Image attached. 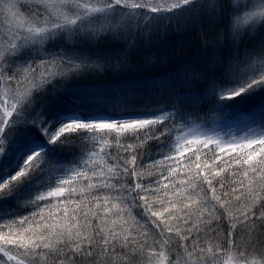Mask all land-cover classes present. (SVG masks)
I'll return each mask as SVG.
<instances>
[{
  "label": "snow or ice",
  "instance_id": "obj_1",
  "mask_svg": "<svg viewBox=\"0 0 264 264\" xmlns=\"http://www.w3.org/2000/svg\"><path fill=\"white\" fill-rule=\"evenodd\" d=\"M198 7L200 5L197 0H0V264H30L29 258L40 248L48 249L56 256L62 252L69 253L67 257L69 259L81 252L89 256L96 253L97 256L108 257L105 264H113L112 257L108 254L115 253L117 247L121 250L128 248L129 250L124 252L125 255H130L132 251L144 253L149 264H152L153 260L157 264H169L163 251L157 250L158 241L148 245L146 249L138 247L140 244L146 245V239L143 242L135 241V237L129 239L130 233L120 235L115 228L106 230L103 226L88 224V214L79 209V203L74 196L78 192L83 194L85 188L96 187L82 169L97 151L103 153L105 145L110 143L119 145L122 139L126 142L164 137L166 132L171 131L170 125L173 122L187 121V113L181 110L183 100L176 97L180 101V107L175 104L170 107H159L150 115L96 118L94 114L77 116L60 111L48 120L44 119L42 113L29 120L28 115L35 99L34 90L39 91L45 83H51V79L42 78L38 84L23 89H20L19 85L22 80L28 78L29 72L34 70L38 60H59L62 65H67L66 70L51 74L65 78L78 77L88 67H101L99 57L85 56L75 47L65 46V43L72 45L83 40H96L105 33L116 38L136 27L138 20L165 21L172 18L166 13H171L174 9L195 11ZM254 15L264 16V12ZM50 41L59 45L54 51L45 48ZM45 52L48 53L47 56L42 55ZM223 76L225 77L223 82L211 80L207 89L208 95L214 101L211 109L213 112L230 111L237 102L242 103L247 97L264 92V71L241 72L229 65L225 68ZM200 78H206V73L193 71L187 77L189 81ZM237 97L240 99L237 100ZM259 107L264 110V104H260ZM165 120L169 123L164 124L162 128L156 127ZM22 123L33 124L38 132L26 130L18 135ZM66 133L68 135H65ZM62 135L64 139L60 140ZM161 143L164 148L169 149L168 159H173L190 148L202 150L209 148V145H214L210 149L213 161L218 159L216 153L225 152L226 149L237 153L233 157L235 165L238 166L237 170L230 173L237 179L230 190L225 188L222 179L216 180L214 184V180L226 170V166H222L219 171L211 169V175L203 170L188 174L186 170L184 179L179 180L184 186L183 195L181 189H174L172 195L176 199L169 197L167 203L160 201L159 209L146 203L148 200L146 195L138 194L139 200L144 202L141 219L149 218L147 222L153 226L155 237L163 238L175 228L176 235L189 258L193 254H198L206 258L207 264H213L207 257L209 254L215 256L218 246L212 241L202 242L207 237L209 225L206 222L201 223L195 228L196 234L193 235L195 226L189 222V217L195 215L199 219L202 209L208 204H213L218 220L224 219L227 213L231 228L224 241L225 247L229 242L239 247V240L231 236V231L238 220L251 221L257 215L264 220V125H249L239 140L209 136L193 127L182 137L178 136L171 148L167 142ZM75 145L81 147L72 157L70 168L68 170L59 168V171L66 172V175L57 180L55 187H49L41 192L35 185L34 178L35 174L42 171L40 165L69 163L56 160V152ZM200 158V151H196L189 160L199 161ZM134 160L135 157L133 162ZM195 167L200 168V164L197 163ZM209 167L205 162V168ZM125 171H129L127 167ZM176 171L178 168H170L168 175ZM97 175L103 177V169L99 173L93 171V176ZM77 177H83L88 183L84 187L73 183ZM166 179L167 176H163L157 183ZM197 185H200L199 191L196 190ZM101 187L116 188L117 185L102 182ZM163 187L167 189L169 185L163 184ZM135 188L139 189L141 185L136 184ZM238 189L241 191L236 194ZM245 193L246 203L243 209L239 210L240 216L237 217L226 205L234 194L235 199L240 200ZM62 196L66 199L56 201L66 205L63 209L64 221L60 223H45L36 228L34 222L26 223L29 221L28 216L18 212L22 201H39ZM116 196L117 198L120 196L118 191ZM99 198L97 193L96 199ZM108 198L106 194L105 203L108 202ZM257 203H260L258 208ZM73 204L79 211L73 209V215L69 216L67 206ZM254 208L256 211H253ZM81 213L82 219L85 220L83 225L75 219ZM152 217L156 219H150ZM169 220H182L188 227L181 235L179 225L173 226ZM216 227L218 228L219 224ZM182 261L183 264H189L183 257L175 264H182ZM192 264H199V258Z\"/></svg>",
  "mask_w": 264,
  "mask_h": 264
},
{
  "label": "trees",
  "instance_id": "obj_2",
  "mask_svg": "<svg viewBox=\"0 0 264 264\" xmlns=\"http://www.w3.org/2000/svg\"><path fill=\"white\" fill-rule=\"evenodd\" d=\"M217 1L223 2V0ZM197 2L200 7L194 12L198 13L186 21L176 22L173 15H168L172 18L165 21L138 20L137 26L125 32L123 36L113 38L110 34L105 33L96 40H83L76 43L77 51L89 57H99L101 67H88L78 77L65 78L59 75L50 77L51 83H45L39 91L34 90L35 99L28 115L29 120L35 119L40 113L43 114L45 120H48L60 111L85 116L94 114L99 118L150 115L159 107H170L173 104L180 107V101L176 97L183 100L181 110L187 113V121L173 122L170 125L171 131L166 132L164 137L127 140L126 142L122 139L119 145L114 143L105 145L103 153L97 151L96 155L90 158L82 169L96 187L85 188L83 194L78 192L74 196V199L79 203V209L87 212L88 224L103 226L106 230L115 228L120 235L130 233L129 239L135 237V241L143 242L146 239V245H138V247L146 249L148 245H153L155 241H158L156 243L157 250H162L164 254L169 253L170 249L182 253L184 248L176 235L175 228L163 238L155 237L152 231L153 226L147 222L149 218L141 219L144 202L139 200L138 194L146 195L148 197L146 203L159 209L160 201L167 203L169 197L173 200L176 199L172 195L174 189H181L183 195L184 186L179 183V180L184 179L186 170L188 174L203 170L211 175V169L219 171L222 166H226V170L214 180V184L216 180L222 179L225 188L230 190L237 179L230 173L236 171L238 166L233 161V157L237 153L231 149L216 153L218 159L213 161L210 149L214 145H209V148L202 150L190 148L182 154L174 156L173 159H168L169 149L164 148L161 141L167 142L171 148L178 136L182 137L193 127L209 136L221 137L225 140L232 138L239 140L244 136L245 129L249 125H264V110L259 107L260 104H264V92L253 94L242 103L237 102L230 111L224 113L211 111L214 101L207 93L210 81L223 82L225 80L223 72L229 65L243 72V66H248L250 57H253L251 56L253 51L251 47H253L254 38L248 34H241V36H235L232 39V35L227 33L226 10L222 7L221 10L216 11L217 16L215 14L212 16L211 12H200L206 5L205 0H197ZM188 14L191 13H181V15ZM65 46H67L66 43ZM256 60L255 65L248 66V71H251V68H253L251 72L264 71L263 58ZM39 62L42 63V67L47 63L45 60H38L36 64ZM66 68L67 65L63 67V70ZM193 71L206 73V78L189 81L187 77ZM30 72L28 78L20 82L21 89L32 86L28 85L31 78ZM47 79L49 78L45 80ZM39 81L36 80V84ZM77 90H80L81 93ZM168 123L169 121L165 120L163 124L156 127L162 128L164 124ZM26 130L38 132L37 127L33 124L22 123L19 126L18 135ZM63 139L62 135L60 140ZM57 144H59V140ZM80 147V145L65 147L56 152V160L69 163L40 165L42 171L35 174L34 178L35 185L40 188L41 192L56 185L57 180L66 175V172L59 171V168L63 167L68 170L72 157L79 152ZM196 151L201 153L200 160H189ZM229 153L231 154L229 155ZM133 157H135L134 162ZM205 162L210 166L209 168H205ZM197 163L200 164V168L195 167ZM125 167L129 171H125ZM170 168H178V171L168 175ZM101 169L104 172L103 177L93 176V171L99 173ZM163 176H167V179L157 183ZM102 182L116 184L117 187H101ZM73 183L84 187L88 181L83 177H77ZM136 184H140L141 188L136 189ZM163 184H168L169 187L165 189ZM199 189L200 185H197L196 190L199 191ZM117 191L120 194L119 198L116 196ZM240 191L238 189L236 194H239ZM97 193H99V199H96ZM106 194L109 197L107 203L104 201ZM217 194H220L219 188ZM246 195L245 193L240 200H236L234 194L226 205L237 217L240 216L239 210L243 209L246 203ZM256 207H260V203H257ZM38 209H43L42 200L22 201L18 212L29 216L27 214L29 211ZM73 209L79 211L75 204L70 205L68 206L69 216L73 215ZM253 211L256 209L254 208ZM82 215L81 213L75 217L81 225L85 223ZM53 218H55L53 221L57 223L64 221L63 210L59 209ZM189 222L195 226L193 235L196 234L195 228L199 227L201 223L206 222L209 225L207 237L202 242H214L218 246L216 250L225 253H227L226 251L242 253V255L264 250V243H262L264 241V220H261L258 215L254 216L251 221L241 222L238 220L235 224L231 236L233 239L239 240V247L231 242L225 247L224 241L229 235L231 226L228 224L227 213L222 220L216 218L213 204L204 206L199 219L195 215L189 217ZM169 223L173 226L179 225L181 235L188 227L182 220H169ZM217 224H219L218 228ZM38 225L41 224L37 221L34 227L38 228ZM201 235L203 236V232ZM39 250L36 251L39 252ZM128 250V248L121 250L120 247H117L115 253L108 255L112 257L113 264H117L119 256ZM45 252L47 251H43V253ZM69 255V253L62 252L56 256L49 251L43 257L45 259L47 256V264H105L108 259L107 256H97L96 253L89 256L81 252L71 259L67 258ZM129 256L131 259H127V261H142V253L139 251H132ZM123 260L126 258L123 257Z\"/></svg>",
  "mask_w": 264,
  "mask_h": 264
},
{
  "label": "rangeland",
  "instance_id": "obj_3",
  "mask_svg": "<svg viewBox=\"0 0 264 264\" xmlns=\"http://www.w3.org/2000/svg\"><path fill=\"white\" fill-rule=\"evenodd\" d=\"M205 4L206 5L203 7V9H201L203 11L200 10V12H203V13L211 12L212 16H214V14H215V16H217L216 11L218 12L219 10H221L220 8H222V7L226 10L225 19L227 21L226 23H227V27H228L227 33L232 35L231 36L232 39H234L235 36L236 37L241 36V34H248V36H251L254 38V44H253V47H251V49H253L251 56H253V57H250V59H249L250 63L247 64L249 67L251 64L255 65V63L257 62V60H256L257 58H263V60H264V26L259 27V28H253L251 30L241 32L238 34L233 33L229 28V18H230V15L233 13V8L231 7L228 0H223V2H219L217 0H205ZM186 7L187 6H185V8ZM181 13H191V14L181 15ZM197 13L194 11H184V9H174L172 11V14L166 13V15H171V16L173 15L175 17L176 22H183V21L190 19V17L195 16ZM150 15H157V14H150ZM212 16H209V17H212ZM66 45L68 47H75L77 50L76 43L72 44V45H69L66 43ZM58 46L59 45L57 42L50 41L48 44L45 45V48H47L51 51H54L55 48ZM82 54H84V53H82ZM43 55L47 56L48 53H46V54L44 53ZM84 55L86 56V54H84ZM45 63L46 64H44V66H43L44 69L42 67V63L40 64V62L34 65V70H31V72H30L31 78H30V81L28 82V85L36 84V80H41L42 78L43 79H46V78L50 79V77L53 76L51 74L58 73L59 69L62 66V64L59 60L52 61V60H46L45 59ZM248 66L244 65L243 70L248 71L249 70ZM63 67H65V65ZM63 67H62L61 71H63ZM252 69L253 68H251V71H252ZM19 87L21 89V83H20ZM80 90H83V89H80ZM80 90H77V91L80 92ZM69 115H74V114L69 113ZM75 115H77V114H75ZM52 187H55V185ZM65 199H64V196H62V197H58V198L49 197L47 199L42 200L44 210L38 209L39 211L38 210L37 211L36 210L29 211L27 213L29 215L28 216L29 220L34 222V225L37 224V221L40 224L49 223L50 221H51L50 223L57 224L56 221H53V220H55V218H53V216L56 214V212L59 209L62 211L64 209V207H66V205H64L62 203H57L56 201H63ZM34 212H35V215H33ZM42 230L44 231V229H42ZM43 251H47L45 253L49 252L48 249H44V248H40L39 252L35 251V254H33L29 258L30 264H47L46 262L48 259L46 258L47 256H45V259H44L43 256L45 255V253H43ZM226 252L227 253L222 252L221 250H215V256H212L211 254H209L207 259H211L213 261V264H253L254 261L256 262V264H264V250H262L260 252H256V253H250L249 255H247V254L242 255V253H234V252L228 253V251H226ZM164 255L167 257L169 264H175V262L177 260L181 259V257H183V260L189 261V264H192L193 261H197L198 258H199V264H207L205 257L199 256L198 254H193V256L191 258H189L187 256V253L184 250L182 253L179 252L178 250H173V251H171V253L170 252L165 253ZM123 257H125L126 260H123ZM127 259L130 260L131 256L125 255L124 253H122L121 256H119V258H118L117 264H149V261H148L147 257L144 255V253H142V258H141L142 261H140V262H138V261L130 262L129 260L127 261ZM152 264H157V262L155 260H153ZM182 264H183V261H182Z\"/></svg>",
  "mask_w": 264,
  "mask_h": 264
},
{
  "label": "clouds",
  "instance_id": "obj_4",
  "mask_svg": "<svg viewBox=\"0 0 264 264\" xmlns=\"http://www.w3.org/2000/svg\"><path fill=\"white\" fill-rule=\"evenodd\" d=\"M233 13L229 18V28L233 33H241L264 26V16L254 13L264 12V0H228Z\"/></svg>",
  "mask_w": 264,
  "mask_h": 264
}]
</instances>
